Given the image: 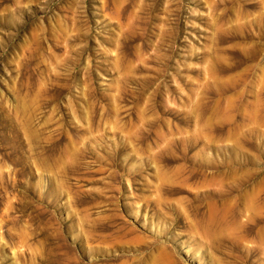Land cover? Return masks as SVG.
Listing matches in <instances>:
<instances>
[{"label": "rangeland", "instance_id": "obj_1", "mask_svg": "<svg viewBox=\"0 0 264 264\" xmlns=\"http://www.w3.org/2000/svg\"><path fill=\"white\" fill-rule=\"evenodd\" d=\"M0 264H264V0H0Z\"/></svg>", "mask_w": 264, "mask_h": 264}]
</instances>
